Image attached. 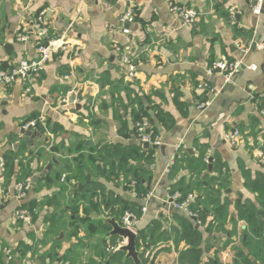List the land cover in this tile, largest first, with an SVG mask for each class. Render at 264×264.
Wrapping results in <instances>:
<instances>
[{
    "label": "crops",
    "instance_id": "0c3cea01",
    "mask_svg": "<svg viewBox=\"0 0 264 264\" xmlns=\"http://www.w3.org/2000/svg\"><path fill=\"white\" fill-rule=\"evenodd\" d=\"M172 6L197 20L186 23ZM39 17L58 46L39 76L16 79L3 90L6 105L0 100V264H134L117 249L125 241L106 236L104 219L120 223L124 209L141 264H264V230L242 216L254 209L253 226L264 225V193L254 185L264 181V9L248 0H0L4 68L38 56ZM223 58L242 67L222 92L227 80L212 65ZM142 119L159 146L138 141ZM32 120L33 137L21 132ZM205 154L210 169L200 165ZM68 165L84 180H67ZM27 178L18 199L14 187ZM180 189L182 199L192 195L184 210L166 202ZM197 200L199 220L189 214ZM22 202L35 204L32 218L17 216ZM177 216L196 231L197 261L179 258L191 248Z\"/></svg>",
    "mask_w": 264,
    "mask_h": 264
},
{
    "label": "built area",
    "instance_id": "2783aa9c",
    "mask_svg": "<svg viewBox=\"0 0 264 264\" xmlns=\"http://www.w3.org/2000/svg\"><path fill=\"white\" fill-rule=\"evenodd\" d=\"M252 3L253 11L258 13L261 7L262 0H248ZM172 10L179 14L186 23H194L197 20L198 13L194 11L193 9L180 7V6H172ZM120 22L122 24H132L134 22V13L131 9H127L120 15ZM35 30L39 36V38L43 39L37 46V52L38 56L34 59H20L17 63H15L10 68H4L0 64V100L3 90L11 84L13 81H15L18 78L21 79H28L32 76H39L41 74L42 70L44 69L47 61L50 59V56L53 52V49L58 46L56 44V41L53 40H47V30L44 26H42V20L41 17L37 19V21L34 24ZM122 31L124 33H129L128 27H123ZM18 39H25V37H20ZM121 61L125 64L127 68V74L129 77H133L136 75L135 66L132 64V60L130 57L122 53L121 54ZM242 67L240 61H229L227 59H221L213 63L212 69L218 68L220 70V73L223 74L225 80H230L231 77ZM254 66H250V69H254ZM208 84L202 83L201 87L208 88V90L215 96L218 93V90L215 88L207 87ZM67 100V99H65ZM209 102H206L201 107H204L208 105ZM261 113L264 115V111H261ZM38 120H32L27 122L23 125V128H27L28 126H36ZM136 132H137V139L140 142V144H149L150 146H159L161 144V141L156 134H152V132L149 129V123L146 119H142L140 122L136 123ZM227 138H229L230 141H235L238 137H240V133L238 131H233L231 134L226 135ZM258 157L264 162V155L261 151L258 152ZM210 157L207 156L205 158L206 163L208 162V159ZM65 179V174H62L61 180ZM30 185V179L27 178L23 183H17L14 187V193L16 198H21L24 196V192L26 189L29 188ZM192 197V195H189L187 198H184L182 200H179L180 194L174 193L170 196L169 200L166 202L170 204L173 208L177 209H185L186 203L189 201V199ZM142 210H145V207H142ZM190 215L196 216V213L189 212ZM17 216L21 219H24L28 217V215L23 210H19L17 212ZM120 223L122 226L127 227L133 231L136 232V228L134 226V220L132 217V214L129 212H125L121 219ZM6 254H10V250H6Z\"/></svg>",
    "mask_w": 264,
    "mask_h": 264
},
{
    "label": "trees",
    "instance_id": "16d2710c",
    "mask_svg": "<svg viewBox=\"0 0 264 264\" xmlns=\"http://www.w3.org/2000/svg\"><path fill=\"white\" fill-rule=\"evenodd\" d=\"M206 157H207L206 154L199 156V162H200V165L202 167H204V166L206 167V164H207L205 161ZM8 167H9L8 161H6V170L9 169ZM65 169L68 172L67 180H69V178H74L75 182H80V181L84 180L85 175L79 167H77L75 165H68ZM194 170H197V168ZM23 176H25V174L20 176L19 180L21 178H23ZM70 185L73 187L72 183H70ZM254 185L256 186V189L258 191H260L261 195H263V193H264V181L262 179H259L258 181L255 182ZM258 186H260V188H258ZM180 190L182 192V193L180 192L182 195L180 196L179 200H182L183 196L186 195V191L184 189H180ZM78 199H79V197H76L74 202L78 201ZM196 202H197V204L191 207L192 208L191 213H196L197 217L196 216H193V217L198 218V220H199V218H201L203 216L204 210L202 209V207H199V200H197ZM34 206H35V204H33L32 202H30V203L29 202L28 203L22 202L20 204L19 210L25 211V213L32 218L33 214H34L33 213ZM124 210L121 211V215L123 213H125ZM245 213L247 215H244ZM254 213H255L254 209H249V210L244 211L242 213L243 214L242 216L246 219V222L249 223V225H251L254 230H256V231L258 230V232L260 234V232L264 230V225H259L257 227L253 226V224L255 223V220L251 219V216ZM177 219L180 221V228H181L179 238H180V240H184L186 242V244H188V246L191 248L189 250L188 254H187V251L180 252L179 258L181 260H186L189 262L197 261L200 253L195 249V247H197V242H196L197 237L195 234L196 231H194V228H193L191 222L188 221L187 219L180 217V216H177ZM263 239H264V237H263ZM139 240H140V236L138 235L137 244L139 243ZM254 255L257 257L259 254H258V252H256Z\"/></svg>",
    "mask_w": 264,
    "mask_h": 264
},
{
    "label": "water",
    "instance_id": "95a60500",
    "mask_svg": "<svg viewBox=\"0 0 264 264\" xmlns=\"http://www.w3.org/2000/svg\"><path fill=\"white\" fill-rule=\"evenodd\" d=\"M261 9H264V0H262L261 2ZM125 27L128 26V24H124ZM9 47L8 45L5 46V48ZM255 48V43H253L251 45V49ZM218 61V60H217ZM215 72H220V70L218 68L214 69ZM233 82H234V78L231 81H227L224 84V87L222 89V92L225 89H229L232 90L233 88ZM7 94H5L4 92H2L1 95V100H2V104L6 105L7 103ZM70 102H72V99H69ZM65 103L63 102V105ZM75 107L79 108V104H76ZM32 126H28L27 128H23L21 130V132L27 134L28 136H36L39 135L37 132H32ZM144 148H150L151 146L147 143L143 144ZM153 148V147H152ZM211 160L212 158L208 159V167L209 169L211 168ZM47 170L50 169V166H47L46 168ZM37 178H34L31 182V187L35 186ZM82 188V186H78V190L80 191ZM104 223L108 224L111 229L110 231H108L106 233V236H119L123 241H125L124 244H121L120 246L117 247L118 250L124 251L126 252V257L127 258H131L134 262V264H141V260L139 259V255H140V251L137 249V233L127 227L122 226L118 221L115 220L114 217H108L104 219Z\"/></svg>",
    "mask_w": 264,
    "mask_h": 264
}]
</instances>
